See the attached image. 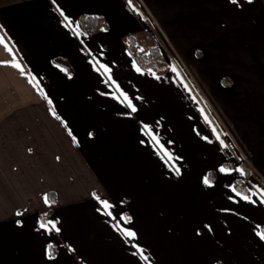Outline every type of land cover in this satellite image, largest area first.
Masks as SVG:
<instances>
[{
  "label": "crops",
  "instance_id": "obj_1",
  "mask_svg": "<svg viewBox=\"0 0 264 264\" xmlns=\"http://www.w3.org/2000/svg\"><path fill=\"white\" fill-rule=\"evenodd\" d=\"M139 1L57 0L75 23L105 21L77 37L51 0H0V61H9L0 63V264H264V192L226 163V142L179 67L264 176V0ZM155 25L181 62L166 60L160 74L140 68L127 47L132 37L142 52ZM97 60L135 112L109 95L119 92L94 70ZM144 123L172 154L167 163ZM235 181L250 200L232 191ZM41 220H56L60 231Z\"/></svg>",
  "mask_w": 264,
  "mask_h": 264
},
{
  "label": "snow or ice",
  "instance_id": "obj_2",
  "mask_svg": "<svg viewBox=\"0 0 264 264\" xmlns=\"http://www.w3.org/2000/svg\"><path fill=\"white\" fill-rule=\"evenodd\" d=\"M52 5L55 6V10L58 11L60 13L61 16H63V20L60 21V23L67 29H70V31H72L77 37L80 36L82 33L80 32V26L78 23H75L73 18L71 16H69L68 14H66L65 10L63 8H61V6L58 4L57 0H51ZM128 4L132 5V0H128ZM137 12H139V9H136ZM0 28H3L2 25H0ZM4 42V38L0 37V43ZM6 50H8L9 52H11V49H9L7 47V45L5 44ZM100 55L102 56L103 53H100ZM0 63H9V61H0ZM97 65H99L97 67ZM13 66L17 67V68H21V65L19 63H15L13 62ZM57 67H61L60 65H57ZM93 68L95 71L101 73V75H107L108 76V80L111 82V84L115 85L119 95H116L115 93H109V95H112L115 99L120 100L121 103H126L127 107L129 109H131V112H135L136 109V105L132 102V99L128 96L127 92L123 91V89L120 88V85L117 83V81L113 78L112 74H111V68L109 67L108 64L103 63L102 61H94L93 62ZM63 71H65L66 73H68L69 76H71V73L68 71L67 68H63ZM103 70V71H101ZM137 72H140L141 69L139 67H137ZM175 71V69H173ZM108 81H106L107 83ZM121 97H123V99L121 100ZM49 103H51V100H49ZM131 112L127 113L128 115H131ZM53 115L55 116L56 113L55 111H53ZM142 132H144V134L146 136L151 137L152 142L159 146V148L161 149V152L163 153V155L161 156L162 159H164V157H167V160L165 161L166 163L168 162V160L172 159V154L170 152H168V150L164 147L163 144L160 143V138L159 136L153 131L152 126H150L147 123L143 124V127L141 129ZM71 135V132H70ZM89 135H92V133H89ZM204 139H208V137H204ZM73 141L75 142V137L73 136ZM141 143H144V141H141ZM169 143H171V141H169ZM219 171L221 173L224 174H229L231 173L232 169L225 167L224 165H221L219 168ZM239 171L243 172V169H239ZM177 174H179V170L177 169ZM204 183L206 185H210L212 183V181L205 176L204 178ZM233 192H236V189L233 187L232 188ZM93 197L103 206L102 207V211L106 212V214L109 217H113V219H116L113 216V212H112V208L113 205L110 203V201L108 199H102L96 192L92 193ZM237 195H242L241 193L237 192ZM242 198L244 200H250L251 198L249 196L246 195H242ZM44 202L45 203H50L47 194L44 195ZM19 215V213H17ZM122 219H124L125 221H131L132 217L128 216L126 213H122L121 216ZM17 224H21L22 221L17 220L16 221ZM41 227L44 228L45 230H55L56 232L60 231V228L57 227V222L56 220H41ZM117 224H119V221L117 220ZM117 224H114L113 227H116ZM121 230L123 231L124 235L127 237H131V238H136L137 237V233L136 231H134L131 227H127V228H123L121 227ZM257 235L260 236L261 239H264V231L258 232ZM134 247H136L140 252H141V256L142 258H144L145 260L147 259V257H143V249L141 248V246L139 244H135ZM69 248H71V246L69 245ZM46 255L48 256L49 259L53 258V253H52V245H49L48 248L46 249Z\"/></svg>",
  "mask_w": 264,
  "mask_h": 264
},
{
  "label": "trees",
  "instance_id": "obj_3",
  "mask_svg": "<svg viewBox=\"0 0 264 264\" xmlns=\"http://www.w3.org/2000/svg\"><path fill=\"white\" fill-rule=\"evenodd\" d=\"M78 24L80 28L88 33H95L98 30L105 28V21L99 16H86L83 15L79 17ZM127 47L129 51L133 54L135 61L143 70L150 71L152 73L160 74L167 71L168 66L166 62L162 59L159 49L153 45L152 35L145 37L142 43V52H135V40L132 37L127 38ZM56 63L67 67L66 63L62 60H55ZM246 177H251V171L246 165H241ZM235 189L243 194L248 195L249 190L244 186L241 181H235Z\"/></svg>",
  "mask_w": 264,
  "mask_h": 264
},
{
  "label": "rangeland",
  "instance_id": "obj_4",
  "mask_svg": "<svg viewBox=\"0 0 264 264\" xmlns=\"http://www.w3.org/2000/svg\"><path fill=\"white\" fill-rule=\"evenodd\" d=\"M141 3V2H140ZM155 24V23H154ZM150 35H152V37H153V45H155L158 49H159V51H160V53H161V57H162V59L166 62V60H167V62H169L170 60H174V59H176L177 61H180L179 59H177L178 57H177V54L175 53V52H173L172 51V49H170L171 47H170V45L168 44V42L166 41V39H165V37L163 36V33L159 30V28L155 25V32L154 33H150L148 36H150ZM147 37V36H146ZM136 39H137V41L140 43V41L139 40H141V37H136ZM145 39V38H144ZM143 39V40H144ZM143 43V42H142ZM170 47V48H169ZM136 48H140V45L139 44H137L136 45ZM141 53V52H140ZM177 57V58H176ZM166 62V63H167ZM173 63H175L174 61H172ZM189 72H190V70L188 69V68H186ZM209 101V100H208ZM210 102V101H209ZM211 104V103H210ZM211 106H212V110L214 111V116L216 117V118H219L222 122H223V124H226L225 123V121L223 120V118H222V116H221V114L217 111V109L211 104ZM206 111H207V109H205ZM207 115H208V117L210 116L209 114H208V111H207ZM213 116V118H215ZM215 120L216 119H214V123H215ZM207 123H208V125L211 123L212 124V119H210V118H208L207 119ZM218 124V123H217ZM226 128V127H225ZM229 129V128H228ZM228 129H226L227 131H229ZM230 132V131H229ZM231 133V132H230ZM233 136V135H232ZM233 138H234V140L236 141L235 143L237 144V146H238V149L239 150H237L234 146H232L230 143V145H228L227 144V149H228V153H227V161H226V163H228V164H232V163H234V164H236V165H239V166H241V165H246L249 169H250V171L251 170H253L252 168H251V164H250V162L248 161V159H247V157L245 156V154H244V152L242 151V148H241V146L239 145V143L237 142V140L235 139V137L233 136ZM226 141V140H225ZM241 153H240V152ZM244 155V156H243ZM251 175H253V176H255L256 178H257V182L259 183V185L261 186V189H262V191L264 192V185H262V184H264V176H262V175H260V174H258V173H255V172H253V171H251ZM261 179V180H260ZM264 194V193H263Z\"/></svg>",
  "mask_w": 264,
  "mask_h": 264
},
{
  "label": "built area",
  "instance_id": "obj_5",
  "mask_svg": "<svg viewBox=\"0 0 264 264\" xmlns=\"http://www.w3.org/2000/svg\"><path fill=\"white\" fill-rule=\"evenodd\" d=\"M139 1V0H138ZM139 3H140V1H139ZM181 66H182V68H183V72H184V74L186 75V77L188 78V80L191 82V84H192V86L194 87V89H195V91L197 92V94L199 95V97L201 98V100H202V102L204 103V107H205V109H207V111H208V114L210 115L209 117H208V115H207V111L206 112H204V116L206 117V119H208V118H210V119H212V124H211V126L212 127H215L217 130H218V132L220 133V135H222V137L224 138V140H226L225 142H226V145L228 144V145H232V146H234L237 150H239L238 149V146H237V144L235 143L236 141L234 140V138H233V136H232V133H230L229 131V129H228V127H227V125L226 124H223V122L219 119V118H216L215 116H214V111L212 110V106H211V104H210V102L208 101V99L206 98V96H205V94L201 91V89L199 88V86H198V84H197V82L195 81V79H194V77H193V75L186 69V67L185 66H183L182 65V63H181ZM213 116L215 117V118H213ZM214 119H216L215 120V123H214ZM218 123V124H217ZM226 127V128H225ZM226 129H228L229 131H227ZM230 143V144H229ZM240 152V151H239ZM241 153V152H240ZM244 156V155H243ZM261 180V179H260ZM262 185H264V184H262Z\"/></svg>",
  "mask_w": 264,
  "mask_h": 264
}]
</instances>
